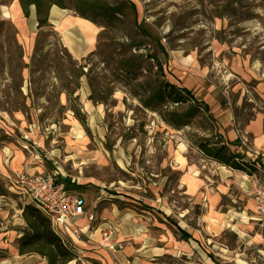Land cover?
Returning <instances> with one entry per match:
<instances>
[{"label":"rangeland","instance_id":"rangeland-1","mask_svg":"<svg viewBox=\"0 0 264 264\" xmlns=\"http://www.w3.org/2000/svg\"><path fill=\"white\" fill-rule=\"evenodd\" d=\"M104 1L112 6L129 3ZM131 1L136 5L139 27L152 33L149 32L152 38L149 36L146 49L158 55L165 79L179 88L186 84L193 95L199 94L198 104L187 98L167 108L176 107L181 121L188 125L172 129L157 112L145 109L139 102L140 96H135L137 88H130L135 84H126L128 79L109 82L115 66L106 62L116 60V55L109 54L111 47H105L104 39L99 47L104 58L93 57L88 64H93L91 74L106 76L113 90L100 85L102 101L90 100L92 88L82 75L72 76L79 86L71 94L52 91L56 83L52 60L56 49L64 47L59 37L51 27V33L48 28L39 29L35 46L40 50L34 61L31 57L25 62L22 47L20 56L15 45L13 24L0 16V21H7L4 25L0 22V148L8 144L18 148L26 145L34 156H39V163L35 164L39 170L59 166L66 178L64 181L58 176L57 181L64 182L67 191L85 197L96 223L106 218L99 207L101 203L107 204L109 210L113 203L120 211L131 209L147 218L148 234L154 237V244H166L168 251L156 264H264V230L259 228L254 211H249L252 216L243 227L245 231L237 232L239 237L227 230L213 239V246L207 244L205 235L197 244L186 238L196 228L201 229V213L205 210L203 199L196 200L197 191H193L191 183L202 178L207 161L211 160L195 141L217 134L215 116L203 109L200 100L205 98L212 109L227 106L240 129L254 116L264 118V0ZM126 6L125 16L120 18L123 24L118 28L122 36L119 42H128L129 36L135 34L134 17ZM65 10L78 16L71 9ZM94 25L97 32L93 51H98L97 36L103 27ZM223 25L227 26L226 33L218 34L215 28ZM154 39L166 48L165 56ZM58 56L62 54L59 52ZM21 63L27 66L20 68ZM87 98L95 107L89 104L85 110ZM76 110L85 116V127L74 114ZM244 141L248 143L250 136L244 137ZM8 173L7 168L0 169V227H11L13 221L19 223L22 207L31 204L28 198L8 189ZM262 174L257 185L264 184ZM105 213L108 216L107 210ZM7 221L11 222L6 224ZM93 224L88 227L91 234L87 232L83 240L95 246L97 255L115 264L114 255H120L115 251L121 249L103 242L99 227ZM256 232L263 237H257ZM219 248L223 249L221 255L235 260L219 258ZM80 251L81 248L75 250L80 255L76 262L83 259L85 264H103L95 255L87 260ZM6 253L7 249L0 248V257Z\"/></svg>","mask_w":264,"mask_h":264},{"label":"crops","instance_id":"crops-1","mask_svg":"<svg viewBox=\"0 0 264 264\" xmlns=\"http://www.w3.org/2000/svg\"><path fill=\"white\" fill-rule=\"evenodd\" d=\"M131 2L134 3L133 1ZM8 3L9 4L7 5L0 4V16L2 18H6L13 24L15 29V40L23 49L24 61L28 62L33 56L37 35L39 32V28H37L35 8L34 6H30L29 15L26 17L24 16L17 0H11ZM245 16L248 15L245 14ZM75 18L76 15L66 11L65 9H61L56 6H51L49 9L48 21L53 32L57 37H59L62 45L68 50L71 56L75 60H80L93 51L96 42L97 30L94 34L95 39L92 48L88 40V35L90 32L85 31L82 26L75 21ZM244 19L247 20L249 17H245ZM140 27L144 29L142 26ZM226 28L227 26L223 25L218 29L215 28V31L218 34H223L226 33ZM144 30L147 33L150 32L146 29ZM221 40L224 41L223 38H221ZM162 47L164 49L162 54L165 56L167 54V50L163 45ZM178 80L183 84L184 81L180 77H178ZM181 88L187 89L193 95L191 89H189L186 84H183V87ZM88 95L89 93L87 96ZM197 96H199V94L194 95L196 99ZM217 100L218 103L221 101V99ZM200 101L208 106L209 114H212L213 112L217 124V133L222 137L229 151L236 154L243 162L248 161L255 163L254 151L262 153L264 150V118H262V116H254L253 118L248 119L247 122H245L243 128L240 129L238 127L239 122L232 115L227 106L225 108L218 106L216 109H212L211 103L206 101L205 98ZM89 104L92 105V108L95 107L94 104H91L90 100L88 99L87 102L84 103L85 110ZM248 136H250V141L246 143L244 141V137ZM3 150H5L4 153L2 152ZM36 156L37 155L34 156L32 151L27 149L26 145H21V148H18L15 144H8L0 148V158L2 162L0 169L2 170L7 168L9 171L18 169L28 172L41 173L43 171L39 170L40 168L35 166V164L39 163L40 160L39 156H37L38 159ZM257 158L258 159L256 161H258V165L263 167L264 164L261 163L262 156H258ZM251 166L255 169V172L248 174L241 170L220 165L213 160L207 161L206 171L204 172L202 178L195 177L198 178L197 180L201 183L198 181L196 183H191V188L193 191H197L195 192L196 200L203 199L205 210H202L201 213V229L199 230L196 228L193 234L190 233L191 236L188 234V236H190H186V238H189L188 240H193V242L197 244L200 242V238L205 235L207 244L213 246V239L220 234H223L227 230L234 231L239 237L240 235L237 232L245 231L243 227L245 226L246 222H248V218L252 216L249 212L250 210L254 211V214L259 221V228L264 230V218L257 216L254 199L255 188L257 184L261 182V179L263 178L262 173H264V171L255 164ZM57 167L59 168V166ZM59 172L60 177L65 181V175L62 174L61 170ZM81 197L84 199L85 203L84 215L74 217L72 219V223L83 228L85 231L83 237L87 232L90 233L88 231L89 224L94 223L95 225L93 224L92 226L99 227L100 231L107 227H115V230L111 233L108 242L111 244H116V247L119 245L121 246L120 251H115L116 254L120 253V255H114L117 258V264H156V261L159 257L167 254L168 251L165 248L166 244L159 246L154 244V237L148 234L149 230L147 226V218L141 214H137L131 209L128 211H120L113 203H111L113 207L109 206L112 208V210H109V208L106 207L107 204L105 205L101 203L99 207L104 211V215H106L104 222L96 223L95 218L93 222L88 223L86 216L93 213L91 210H88L85 197ZM197 204H200L199 201ZM106 210L108 211V216L105 213ZM19 220V223L13 221L11 223V227H7L6 225L0 227V248L7 249V253L0 257V264H46L45 258H42L39 255H19L16 241L22 235V230L25 226L23 220L21 219V214H19ZM10 222L11 221H7L6 224ZM234 228L237 231H235ZM255 234L259 238L263 237L259 232H256ZM92 236L93 234L91 235V238ZM258 240L259 239H256L255 241ZM260 241L261 240L258 242ZM80 243H82L83 246L80 245ZM261 244L264 247V239ZM77 246L81 248V256L87 260L91 259V257L95 255V257H98L103 262V264H114L105 256L97 255L98 252H95V246L89 241L86 242L82 239L77 242ZM208 248L210 247L208 246ZM221 250L223 249L219 248L218 250L219 258H222L226 261L235 260L233 258L224 256L225 254L221 255ZM205 251L207 252V250ZM262 252L264 263V251ZM68 264L85 263L84 260L81 259V263L73 260Z\"/></svg>","mask_w":264,"mask_h":264},{"label":"trees","instance_id":"trees-1","mask_svg":"<svg viewBox=\"0 0 264 264\" xmlns=\"http://www.w3.org/2000/svg\"><path fill=\"white\" fill-rule=\"evenodd\" d=\"M0 1L6 3L11 0ZM17 1L26 17L29 15L30 6H34L37 28H48L50 33L51 25L48 21V14L51 6H56L61 9H71L78 16L98 26H102L103 29L97 36V49L102 45L101 41L105 40V47H111L109 48V54L116 55V60L111 58L106 62L107 65L112 63L115 66L113 76L109 82H115L118 78L128 79L126 84H135V87L130 85V88H137L135 96H140L138 98L139 102L145 109L157 112L164 123L172 129L180 130L183 126L188 125L185 121H181V115L176 113V107H172L169 110L167 108L172 104L184 102L187 98L195 104H198V100L187 89L179 88L165 79V72L158 55L156 53H150L149 50L146 49L147 40L150 39L151 36L144 29L139 27L135 5L130 0H127L129 2L128 4L122 2L114 6L106 3L104 0H73L74 3L68 2L67 0ZM126 5L129 6L134 17L135 34L129 36L128 42H119L118 39L122 36L118 34V28L119 24H123L120 18L125 16ZM0 22L4 25L7 21L2 20ZM135 37H140L142 39L137 41ZM155 42L159 51L164 52L162 45H160L157 40H155ZM15 45L20 50V56H22L21 47L17 44L16 40ZM38 50H40V48L36 45L35 52L32 56L33 61L37 57ZM59 52L62 56H58ZM96 56L104 58L100 48L98 51L90 52L77 62V60L72 58L65 47L57 48L51 65L56 80V83L52 85L54 88L52 91H59L66 93V95L71 94L79 86L78 81H74L72 76L79 78L83 75L87 78L92 88L89 99L99 102V100H101L99 95L103 92L99 87L100 85L105 86L109 90L113 89L110 87L109 83L106 82V76L99 77L91 74L93 71V64H88V61ZM66 61H69V63H66ZM70 64L71 66H69ZM87 65L89 66L84 72V67ZM26 66L27 65L21 63L20 68ZM68 71L69 73H67ZM132 81L134 82L132 83ZM95 95L99 98L96 99ZM73 101L75 102V99H73ZM202 106L203 109L208 112V106L205 103H202ZM74 114L83 127H85V116L79 113V111L77 112V110L74 111ZM195 144L204 156L220 165L241 170L248 174L255 172V169L249 163L241 161L236 154L229 151L218 133L213 137L196 139ZM21 217L25 226L22 230V235L16 241L19 255L36 254L45 258L46 264H68L78 258L77 253L65 244L62 238L53 231L50 219L34 205L29 203L24 205L22 207Z\"/></svg>","mask_w":264,"mask_h":264},{"label":"built area","instance_id":"built-area-1","mask_svg":"<svg viewBox=\"0 0 264 264\" xmlns=\"http://www.w3.org/2000/svg\"><path fill=\"white\" fill-rule=\"evenodd\" d=\"M2 152L4 153L5 150ZM254 154L255 163L244 162L250 165L255 164L263 169L264 166L258 165L256 160L258 156H262L261 163L264 164V152L254 151ZM58 176H60L58 167L41 173L13 169L7 175L8 189L19 197L28 198L31 204L50 219L53 231L62 238L64 243L74 251L79 250L77 242L83 239L85 231L81 226L72 223V219L84 215V199L74 192L67 191L64 184L57 181ZM254 199L257 216L264 218V184L256 186ZM86 219L88 223H91L95 217L93 214H88ZM112 231V227L100 231L103 242L109 240ZM120 247L119 245L118 248Z\"/></svg>","mask_w":264,"mask_h":264},{"label":"bare ground","instance_id":"bare-ground-1","mask_svg":"<svg viewBox=\"0 0 264 264\" xmlns=\"http://www.w3.org/2000/svg\"><path fill=\"white\" fill-rule=\"evenodd\" d=\"M75 21L78 24H80L85 31L90 32L88 35V40H89V43L91 44V47L93 48V43H94V39H95L94 34H95L97 28L89 20L82 18L80 16H76ZM171 131L174 132V130H171ZM170 149H171V146L169 147V153H171ZM196 233H198V232H196Z\"/></svg>","mask_w":264,"mask_h":264}]
</instances>
